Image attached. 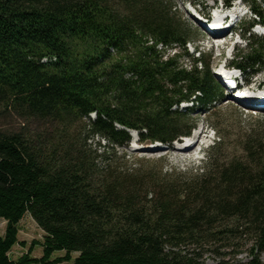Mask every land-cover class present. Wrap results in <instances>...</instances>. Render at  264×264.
<instances>
[{
  "label": "trees",
  "instance_id": "obj_1",
  "mask_svg": "<svg viewBox=\"0 0 264 264\" xmlns=\"http://www.w3.org/2000/svg\"><path fill=\"white\" fill-rule=\"evenodd\" d=\"M241 1L253 13L249 51L232 64L245 74L264 64V36L252 33L264 13ZM173 10L168 0H0V264H205L206 248L246 246V264H264L262 134H245L239 157L216 144L191 178L112 166L109 150L131 133L169 145L195 129L187 113L228 92L210 60L188 54ZM94 138L108 143L103 155ZM26 215L43 254L30 247L14 261Z\"/></svg>",
  "mask_w": 264,
  "mask_h": 264
},
{
  "label": "rangeland",
  "instance_id": "obj_2",
  "mask_svg": "<svg viewBox=\"0 0 264 264\" xmlns=\"http://www.w3.org/2000/svg\"><path fill=\"white\" fill-rule=\"evenodd\" d=\"M168 1L173 2V11L181 23L189 30L190 44L187 46L188 54L195 58L204 56L207 61L210 60L213 74L225 64L230 63L233 55L238 57L241 54L245 55L249 51L247 42L239 40L236 35L233 36V39L230 34L224 40L212 39L206 29L194 19L195 14L185 0ZM190 2L195 5L196 10L210 15H212L211 8L214 4L222 5L219 0H190ZM259 3L263 6L262 11L264 13V1L259 0ZM245 5L246 9H249V4L245 3ZM252 21V17L248 15L237 27V34H243L246 39H249L250 36L245 35L242 29L246 28ZM254 31L252 30L253 35L264 36V29L259 33ZM174 54L184 56L185 52L182 48H173L168 51V55L172 56ZM181 64L186 67L190 66L192 60L183 57ZM244 75L250 81V88L253 90L260 88L257 95L264 96V64H260L255 70L248 71ZM228 94V92H225L223 98L217 100L215 107L210 110L205 111L199 107L187 113L188 126L196 123L194 129L196 133L202 129L208 131V136H203L200 139V143L194 152H176L174 151L176 149L174 143L163 144V146H160L162 149H158L156 152L139 151L138 147L135 146V139L138 135L131 133L132 139L128 146L109 150L108 154L111 155L112 166L116 167L119 165L124 169H130L138 173L154 172L156 175L169 180L177 177L191 178L199 175L208 162V154L216 144H220L222 156L225 158L241 156L242 140L245 134L253 132L262 134L264 137V112L243 108L238 102H234L236 98L230 100ZM180 111L184 113V107H180ZM11 126H16V124L12 123ZM191 134H193V131ZM213 135H216L215 140L211 139ZM90 143L93 150L98 151L99 154L103 155L108 149V143L99 138H94ZM155 144L145 143L140 147L144 148L146 145ZM200 149H202V152H200ZM97 165L100 169H104L106 162L104 159H97ZM5 227L6 222L0 220V235L4 234ZM19 229L20 244L12 249L10 253L11 259L14 261L18 260L28 252L30 247L34 248L32 257L41 258L43 254L42 247L34 243L43 241V231L30 215H26L21 220ZM22 243L25 244V247L22 246ZM247 243L245 241V244ZM247 249V246L238 251L234 248H206L201 252V257L205 264H220L223 261L226 264H246L249 261ZM192 250H194V247L187 249L190 252ZM63 255L64 253H56L54 258ZM262 260L264 261V254L262 255ZM63 264L73 263L66 262Z\"/></svg>",
  "mask_w": 264,
  "mask_h": 264
},
{
  "label": "bare ground",
  "instance_id": "obj_3",
  "mask_svg": "<svg viewBox=\"0 0 264 264\" xmlns=\"http://www.w3.org/2000/svg\"><path fill=\"white\" fill-rule=\"evenodd\" d=\"M215 28H219L216 29L218 31V33L216 34V32L213 34L214 38H217V40H224L225 38V26H221V27H217L214 25ZM208 32V31H207ZM209 33V32H208ZM245 38V37H244ZM224 84V83H223ZM225 85V84H224ZM236 97V101H238V103L240 105H242L243 108L249 109L251 111H259L264 109V97H262L261 95H256L255 97H253L252 99H248L246 97H244V99L240 100ZM200 133H197L195 135V138H198V141L196 142L197 144H195L193 147H185L184 149L178 148L176 147V149L174 151L176 152H180V153H186V152H194V150L196 149V147L199 145L200 143V139H201V135H199ZM204 134V132H203ZM153 146V145H151ZM150 145H146L144 148H139L141 149L140 151H145V152H156L157 150L152 151Z\"/></svg>",
  "mask_w": 264,
  "mask_h": 264
},
{
  "label": "water",
  "instance_id": "obj_4",
  "mask_svg": "<svg viewBox=\"0 0 264 264\" xmlns=\"http://www.w3.org/2000/svg\"><path fill=\"white\" fill-rule=\"evenodd\" d=\"M148 143H152V142L151 141H147L146 144H148Z\"/></svg>",
  "mask_w": 264,
  "mask_h": 264
}]
</instances>
